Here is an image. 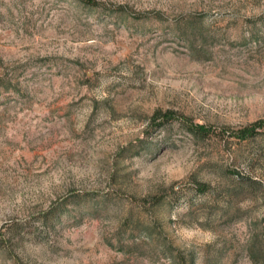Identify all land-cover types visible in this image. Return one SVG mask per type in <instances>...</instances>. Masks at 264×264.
Listing matches in <instances>:
<instances>
[{
    "label": "rangeland",
    "instance_id": "rangeland-1",
    "mask_svg": "<svg viewBox=\"0 0 264 264\" xmlns=\"http://www.w3.org/2000/svg\"><path fill=\"white\" fill-rule=\"evenodd\" d=\"M0 264H264V0H0Z\"/></svg>",
    "mask_w": 264,
    "mask_h": 264
},
{
    "label": "trees",
    "instance_id": "trees-1",
    "mask_svg": "<svg viewBox=\"0 0 264 264\" xmlns=\"http://www.w3.org/2000/svg\"><path fill=\"white\" fill-rule=\"evenodd\" d=\"M171 113H168L165 115V120L167 121L171 115ZM159 116L158 113H155V115L153 116V119L157 118ZM260 125V123H255L253 125H250L248 127L243 128L242 130L238 131L237 133H235V135L237 136V138L239 140H244L247 139L251 136H253L255 134V131L257 129V127ZM189 129L190 132L193 134H197V135H206L209 131L205 126H195V125H189Z\"/></svg>",
    "mask_w": 264,
    "mask_h": 264
},
{
    "label": "clouds",
    "instance_id": "clouds-1",
    "mask_svg": "<svg viewBox=\"0 0 264 264\" xmlns=\"http://www.w3.org/2000/svg\"><path fill=\"white\" fill-rule=\"evenodd\" d=\"M201 232L202 231L199 228H193V229L182 228L181 229V235L185 239H192V238L196 237L197 235H199Z\"/></svg>",
    "mask_w": 264,
    "mask_h": 264
}]
</instances>
